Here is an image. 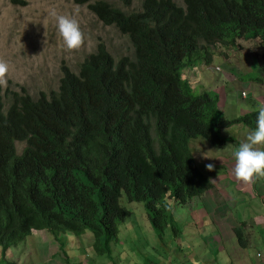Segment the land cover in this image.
<instances>
[{
	"label": "trees",
	"instance_id": "16d2710c",
	"mask_svg": "<svg viewBox=\"0 0 264 264\" xmlns=\"http://www.w3.org/2000/svg\"><path fill=\"white\" fill-rule=\"evenodd\" d=\"M72 1L85 5L92 0ZM182 1L145 0L138 13L107 1L91 3L100 21L128 34L134 58L117 60L100 42L78 73L63 66L58 90L40 91L34 99L23 86L24 93L14 91L11 103L0 92L3 254L37 230L59 247L73 244L65 251L76 248L85 256L75 253L76 260H70L63 253L64 264H97L88 258L91 252L105 255L104 264H161L159 255L163 260L174 255L168 250L172 242L162 236L168 228L177 232V216L187 219L190 231L187 210L203 207L211 213L222 205L215 178L202 172L192 141L203 139L224 149L234 140L224 139L222 131L238 124L253 131L258 107L226 119L215 93L195 95L181 75L194 64L211 63L216 43L258 38L262 54L256 59L262 61L258 72L264 81V0ZM18 143L26 144L21 151ZM219 170L215 177L224 169ZM127 200L143 203L158 239L129 236L133 231L126 228L119 242L123 247L114 256L119 226L134 214ZM206 231L202 227L199 237ZM233 232L244 247L242 229ZM177 254L173 258L184 255Z\"/></svg>",
	"mask_w": 264,
	"mask_h": 264
},
{
	"label": "rangeland",
	"instance_id": "374dc122",
	"mask_svg": "<svg viewBox=\"0 0 264 264\" xmlns=\"http://www.w3.org/2000/svg\"><path fill=\"white\" fill-rule=\"evenodd\" d=\"M23 4H15L12 0H0V58L8 61L10 71L7 75V86H0L1 96L4 101H9V98L13 96V92L17 91L20 94L23 93L22 87L30 92L34 98H36L40 91L48 92L50 89H56L59 85V80L62 76V65H67L72 71L77 72L79 64L85 59L86 56L96 50V47L100 42H104L105 48L112 53V55L118 60L122 56L134 58V46L130 41L128 34L122 33L113 26H106L101 22L92 12L89 5H78L70 0H22ZM99 0H92V3ZM115 7L121 8L129 13H138L143 10V4L145 0H104ZM129 1L131 3L129 4ZM180 5H184L182 0H175ZM58 15H72L79 23L82 32L85 35V43L78 50H68L62 38L59 35L56 27L55 17ZM241 46V49H237L233 54V57L226 59V55L219 49H213L215 51L213 65L212 66H197L193 68V71L189 75V84L195 95H200L205 89H210L218 81L220 82V93L223 96V89L228 96L226 116L231 119L241 114V111H250L247 106L250 101H245L240 98L235 89L239 90V86H245L247 84L256 82L260 87L264 83H260L258 80H252L261 76L257 70H255L256 56L251 55L258 46L259 40L257 39H245L238 37L237 42ZM236 49V48H235ZM258 53H256L257 55ZM262 54V53H260ZM257 58H259L257 56ZM233 60L229 69L225 62ZM236 62H242L244 65L248 63L252 68L250 71H244L241 76L240 72L235 73ZM220 70L228 73L229 75L220 76L221 72H215L214 68L219 67ZM209 67V68H208ZM247 70V66H243ZM187 76V74H186ZM264 78V76H263ZM252 80V81H250ZM247 89V87H246ZM247 93V91H244ZM243 95V94H242ZM252 93L247 94L251 96ZM245 96V95H243ZM258 96V95H256ZM263 104L264 100L258 101ZM247 104V105H246ZM259 107H262L259 106ZM246 114V112H245ZM238 129L228 130L223 137H236L237 145L244 142L246 138H242L238 134ZM195 146V156L198 161L202 172L210 177L215 185L218 195L222 196L221 189H224L230 196L229 203L236 205L238 202L237 197L232 196L233 189L236 184H231L229 176L220 174L215 177L216 173L220 172L219 169H227V164L231 161L230 153L233 151V146H226L225 149L217 148L214 145L208 144L203 139H197L192 141ZM26 144H18L20 151ZM208 164H213L214 168L209 171L206 167ZM233 188V189H232ZM247 191V188H241L240 192ZM211 194H213L211 192ZM244 196L238 197L241 200ZM207 200H212V197L208 195ZM124 203L134 212V214L128 218L124 223H121L120 233L117 242L112 246L115 247L114 256L117 254V249L120 248V241L125 238L123 231L127 229L132 230V234L129 236H138L141 238H147L149 242H154L158 239L157 233L150 226V221L147 217L143 203L129 202ZM232 215L235 216V210L233 208ZM187 219L183 216H177L174 228L165 229L164 235L168 243L173 242L172 238L177 236L187 238L190 235V231L185 228V222ZM200 222V219H198ZM201 230L202 227H199ZM206 232H202V238H205L211 232L210 228H206ZM199 230L198 237H199ZM44 231L33 230V235L30 236L27 242L20 244L18 247L10 249L6 254H3L0 248V264H11L17 261L18 264H64L61 258L63 253H67L70 260H76L74 255L79 256L81 259L85 256L82 252L65 251V249L73 244L66 242L62 243L59 247L54 239L43 233ZM68 236V235H65ZM64 238V237H62ZM184 238V239H185ZM121 245L122 242H121ZM169 247V246H167ZM94 249V247H93ZM264 251V249H261ZM147 254V251H140L139 254ZM186 254V252H180ZM124 257H128V254L122 252ZM180 254L175 253L173 257H179ZM97 264H104L106 257H97V253L91 252L90 257ZM117 264H125L118 261Z\"/></svg>",
	"mask_w": 264,
	"mask_h": 264
},
{
	"label": "crops",
	"instance_id": "0c3cea01",
	"mask_svg": "<svg viewBox=\"0 0 264 264\" xmlns=\"http://www.w3.org/2000/svg\"><path fill=\"white\" fill-rule=\"evenodd\" d=\"M220 89L221 87L217 86L214 91L218 93L220 101L222 100V105L219 102V107L226 112L227 98L224 92L223 96H220ZM251 90L257 103L261 99L264 100V85L251 86ZM236 128L239 130L238 134L243 136L239 139L247 137L244 129ZM234 164L235 160L230 161L227 166L233 171ZM232 176L234 177V173ZM232 176H229V182L236 184L231 192L232 196L237 197L236 205L226 200H231L230 196L221 189L222 196L218 193L217 196L218 202L222 205L218 206L217 211L209 213L204 211L203 207L187 210L192 218L190 235L185 239L172 242L168 250L189 249V252L181 258L168 259V264H264V251L261 250L264 249V177L256 178L252 183H244L236 181ZM244 187L247 191L240 192V189ZM240 195L244 196L241 200L238 199ZM233 208L235 216L232 215ZM199 225L211 229L207 237H198ZM238 227L242 229L244 236L242 242L245 246L242 248L238 246L233 232ZM198 246L199 252H196L195 249ZM208 249L212 251L211 254L208 253Z\"/></svg>",
	"mask_w": 264,
	"mask_h": 264
},
{
	"label": "clouds",
	"instance_id": "9594fccd",
	"mask_svg": "<svg viewBox=\"0 0 264 264\" xmlns=\"http://www.w3.org/2000/svg\"><path fill=\"white\" fill-rule=\"evenodd\" d=\"M12 1L15 4H23L24 3V1H22V0H21L22 3H16V2H14V0H12ZM70 1H72V0H70ZM99 1H104V0H99ZM91 3H92V1H91ZM91 3L85 4V5H89V7H90L91 6L90 5ZM91 12H92V10H91ZM94 15L97 17L96 14H94ZM55 19H56V27L58 29L59 35L62 38V41H63L65 47L68 50H78V49H80L84 45V43H85V35L82 32L78 21L72 15H58V16L55 17ZM237 39H238V37L235 38V42L234 43H231V45H225V43H223V42L222 43H216V45L213 46L212 49H211V53H210L211 54V59H210V62L211 63L201 62L199 64H194V65L186 68L182 72L181 79L183 81L185 80V81H187L189 83V75L192 73L190 71V69L193 71V68H196L199 65L200 66H204V65H206V66H212L213 65L212 62H213V59H214V55H216L215 54V51L213 49H216L217 48V49L223 51V53L226 55V59H228L230 57H233V54L235 53V51H238L239 49H241V46L239 45V43H236L237 42ZM250 39H257V40H259L258 38H250ZM134 53H135V47H134ZM256 53H258V54L262 53V50L260 48V45L258 46V48L254 52L251 53V55H255L256 56ZM257 61H258V63L255 64V68H256L255 70L258 71V67L261 65L262 61L261 60H256V62ZM232 62H233V60H228V61L225 62V65H227L228 68L231 69L232 67L230 65H228V64H232ZM63 66H66L67 67V65H62L61 66L62 76H61V78L59 80L58 87L56 89H53L52 88L48 92L44 91L47 94L51 90H58L60 88V85L62 83V80L65 77V68H63ZM218 66L219 67H215L214 68V71L215 72H218V73L221 72V75L220 76L229 75L228 73L220 70V67H221L220 65H218ZM243 66H247L249 68V70H247ZM235 68H236L235 73L236 72H240L239 73V76H241L244 71H250L251 72V69H252L249 66L248 63H245L243 65L242 62H236ZM9 71H10V66H9L8 61L0 58V86H5V87L7 86V75L9 73ZM72 72H75V71H72ZM76 73H78V71ZM186 74H187V76H186ZM260 79H261V76L255 78V79H252V80H258L260 83H264V81H260ZM252 80H250V81H252ZM219 84H220V82L217 81L213 85V87H211L210 89H205L203 92L209 91V92L215 93L217 95V98H218V105H217V107L222 112V114L224 115V117L226 119H229L226 116V112H224L219 107V102L222 105V100L220 101V98H219L218 93H216L214 91V89L217 86L218 87H221ZM255 85H257V83L254 81L252 83L249 82V84H247L245 86H239L240 87L241 94H239V90L238 89H235V91L238 93V95L240 96V98L242 100L250 101L251 102L248 105L246 104L250 108V111H241V114L239 116L244 115L245 112H246V114L247 113H250L251 111H254L256 109V107H258V114H257V117H256V127H255V129L250 132V130L248 128H244L240 124L234 125V127L229 128L228 130H231V129L236 130L237 129L236 127H241L247 133V137H246L245 142H243V143H241L239 145H237V141L235 139L236 137H234V136H230V137H226V138L223 137L224 134L228 132V130L222 131V134H221L224 139L232 138L234 140L233 143L230 144V145H232L234 147L233 148V151L230 153V156L232 158L231 161H234L235 160V164H234L233 171L230 170L228 168V166H227V169H224L223 171H221V174H224V175H227V176H232L233 173H234V177L233 176L232 177L236 181H241V182H244V183H252V182H254V180L256 178L264 177V147H261V146H264V106L259 107L261 105L259 103H257V101L255 100V96H252V95L251 96H247V94H250V92L252 93L251 86H255ZM246 87H247V89H246ZM244 91H247V93L244 92ZM223 92H224V94H225V96L227 98V102H228V96L226 95L224 88H223ZM29 94L33 97V95L30 92H29ZM242 94L245 95V96H243ZM220 96H221V93H220ZM8 102L11 103V97L9 98V101H7V103ZM227 102H226L225 109L227 108ZM9 105L10 104H7V106H9ZM231 119H233V118H231ZM18 144H21V143H18ZM206 167H207V169L209 171H212L213 168H214V165L213 164H208V165H206ZM77 245L79 246V242H78ZM122 247H123V245L120 244V248H122ZM10 249L8 251H10ZM182 251H184V250H178V249L173 250V251L172 250H169V252H172L174 254L175 253H180ZM171 255H172L171 257H173V254H171ZM159 258H160V263L161 264H168L169 263V260H163L160 255H159ZM14 262H17V261H14Z\"/></svg>",
	"mask_w": 264,
	"mask_h": 264
},
{
	"label": "bare ground",
	"instance_id": "6f19581e",
	"mask_svg": "<svg viewBox=\"0 0 264 264\" xmlns=\"http://www.w3.org/2000/svg\"><path fill=\"white\" fill-rule=\"evenodd\" d=\"M209 68V67H208Z\"/></svg>",
	"mask_w": 264,
	"mask_h": 264
}]
</instances>
